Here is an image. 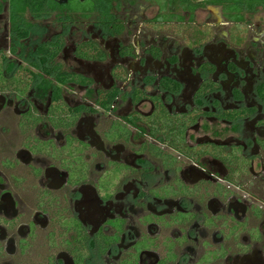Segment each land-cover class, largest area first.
Instances as JSON below:
<instances>
[{
	"label": "flooded vegetation",
	"instance_id": "flooded-vegetation-1",
	"mask_svg": "<svg viewBox=\"0 0 264 264\" xmlns=\"http://www.w3.org/2000/svg\"><path fill=\"white\" fill-rule=\"evenodd\" d=\"M89 1L0 0V264H264V0Z\"/></svg>",
	"mask_w": 264,
	"mask_h": 264
},
{
	"label": "trees",
	"instance_id": "trees-1",
	"mask_svg": "<svg viewBox=\"0 0 264 264\" xmlns=\"http://www.w3.org/2000/svg\"><path fill=\"white\" fill-rule=\"evenodd\" d=\"M182 1L184 3H187L189 9L191 7L192 8H195V7L204 6V5L210 4V3H215V4L220 5V4H227V3L231 2L230 0H214V1H211V2H203L201 0H199L200 2L198 0H182ZM78 2H80V5H82V3L86 2V0H84V1L78 0ZM235 6L240 7L239 5H235ZM86 8L87 9H90V6L89 7H86ZM234 10H232V11H234ZM232 11H230V12H232Z\"/></svg>",
	"mask_w": 264,
	"mask_h": 264
},
{
	"label": "rangeland",
	"instance_id": "rangeland-1",
	"mask_svg": "<svg viewBox=\"0 0 264 264\" xmlns=\"http://www.w3.org/2000/svg\"><path fill=\"white\" fill-rule=\"evenodd\" d=\"M45 2H47V1H45ZM70 2L72 4V6H74V7H83V8H86V7H89L90 6V3H88V2H90L89 0L86 1V2H84V3H82V5H80V2H78V0H70ZM147 12L149 13L150 11H147ZM50 20H51L52 26H54L55 21H53V19H50Z\"/></svg>",
	"mask_w": 264,
	"mask_h": 264
},
{
	"label": "water",
	"instance_id": "water-1",
	"mask_svg": "<svg viewBox=\"0 0 264 264\" xmlns=\"http://www.w3.org/2000/svg\"><path fill=\"white\" fill-rule=\"evenodd\" d=\"M68 0H57L58 4H66Z\"/></svg>",
	"mask_w": 264,
	"mask_h": 264
},
{
	"label": "built area",
	"instance_id": "built-area-1",
	"mask_svg": "<svg viewBox=\"0 0 264 264\" xmlns=\"http://www.w3.org/2000/svg\"><path fill=\"white\" fill-rule=\"evenodd\" d=\"M201 1H203V2H210V1H212V0H201Z\"/></svg>",
	"mask_w": 264,
	"mask_h": 264
}]
</instances>
